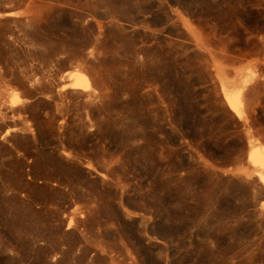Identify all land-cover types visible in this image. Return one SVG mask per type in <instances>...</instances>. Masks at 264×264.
I'll return each instance as SVG.
<instances>
[{
    "label": "rangeland",
    "instance_id": "rangeland-1",
    "mask_svg": "<svg viewBox=\"0 0 264 264\" xmlns=\"http://www.w3.org/2000/svg\"><path fill=\"white\" fill-rule=\"evenodd\" d=\"M253 140L264 0H0V264H264Z\"/></svg>",
    "mask_w": 264,
    "mask_h": 264
},
{
    "label": "bare ground",
    "instance_id": "bare-ground-1",
    "mask_svg": "<svg viewBox=\"0 0 264 264\" xmlns=\"http://www.w3.org/2000/svg\"><path fill=\"white\" fill-rule=\"evenodd\" d=\"M9 14H6L5 16H8ZM78 74L80 75L81 73L79 72V73H77V75ZM81 75H83V74H81ZM74 76L77 77L75 74H74ZM246 77H248V76H246ZM71 78H70V80H71ZM74 78H72V81L69 84H66L64 88H66V89L70 88V90L73 89V90H81L82 91L83 90V77L79 76V77H77L75 79ZM247 84H248L247 81L240 82L239 84L236 85L235 89L229 91V94L227 95L228 103L231 106V108L233 110H235V111H237L239 109V102L241 101L242 93H244L243 91H245L244 89H245V87H246ZM63 90H65V89H63ZM84 90H86V92H87V89H84ZM227 92H228V90H227ZM13 104H15V103H13ZM255 142L256 141H254L253 143H251L250 144V148H249L250 150H249L248 161H249V164L251 166V167L249 166L250 167L249 170H251V168L253 169L252 172L255 175L254 177L257 178L258 183H259L258 184L259 185V189H260V191H259L260 194L259 195H260V197L262 199H264V144H262V143H255ZM252 180H254V179H252ZM262 206H263V209H264V203H263ZM75 216L77 217L76 213H75ZM75 219H76L75 217H72L71 218V222L75 221ZM77 222H79V220Z\"/></svg>",
    "mask_w": 264,
    "mask_h": 264
}]
</instances>
